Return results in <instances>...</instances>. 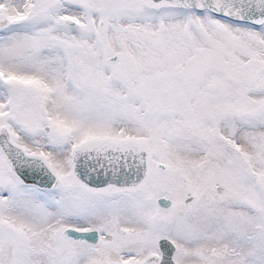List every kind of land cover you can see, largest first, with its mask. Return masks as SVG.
I'll list each match as a JSON object with an SVG mask.
<instances>
[{
    "label": "snow or ice",
    "instance_id": "6c2138e0",
    "mask_svg": "<svg viewBox=\"0 0 264 264\" xmlns=\"http://www.w3.org/2000/svg\"><path fill=\"white\" fill-rule=\"evenodd\" d=\"M0 264H264V0H0Z\"/></svg>",
    "mask_w": 264,
    "mask_h": 264
}]
</instances>
